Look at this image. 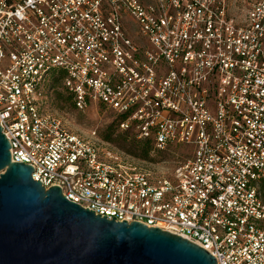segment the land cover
Wrapping results in <instances>:
<instances>
[{
    "label": "built area",
    "instance_id": "obj_1",
    "mask_svg": "<svg viewBox=\"0 0 264 264\" xmlns=\"http://www.w3.org/2000/svg\"><path fill=\"white\" fill-rule=\"evenodd\" d=\"M242 1L0 0L12 160L110 221L159 227L218 264H264V0L238 16ZM61 71L77 109L123 116L155 152L173 149V171L72 131L48 107Z\"/></svg>",
    "mask_w": 264,
    "mask_h": 264
},
{
    "label": "water",
    "instance_id": "obj_2",
    "mask_svg": "<svg viewBox=\"0 0 264 264\" xmlns=\"http://www.w3.org/2000/svg\"><path fill=\"white\" fill-rule=\"evenodd\" d=\"M0 125V264H218L192 241L141 222L107 218L46 189L14 162ZM115 218V217H113Z\"/></svg>",
    "mask_w": 264,
    "mask_h": 264
},
{
    "label": "rangeland",
    "instance_id": "obj_3",
    "mask_svg": "<svg viewBox=\"0 0 264 264\" xmlns=\"http://www.w3.org/2000/svg\"><path fill=\"white\" fill-rule=\"evenodd\" d=\"M253 0L238 2L234 8V13L238 16L245 14ZM52 76L50 78L48 92V107L66 122L67 126L74 132L82 135H91L97 132L98 136L109 143L113 148L138 157V149L135 142L138 140L133 132L124 131L119 128L114 112L100 105H91L85 110H79L75 107L73 100L69 99V92L65 87L63 80L56 82ZM111 135L109 140L106 139ZM172 151L159 154L154 150L148 159L140 158L148 163L159 165L158 168L173 171L178 155ZM188 149H182V155ZM178 151V150H177ZM162 159L160 162L158 160Z\"/></svg>",
    "mask_w": 264,
    "mask_h": 264
},
{
    "label": "trees",
    "instance_id": "obj_4",
    "mask_svg": "<svg viewBox=\"0 0 264 264\" xmlns=\"http://www.w3.org/2000/svg\"><path fill=\"white\" fill-rule=\"evenodd\" d=\"M66 76V72H59V74L55 77L54 80H56V82L60 81V80H63V78ZM69 92V91H68ZM69 99H72L73 100V103L75 105V102H74V99H73V95L69 93ZM100 106H103V105H100ZM76 107V106H75ZM116 119H117V124L120 128V123L122 120H124V117L123 116H116ZM111 138V135L109 134L106 139L109 140ZM135 145L139 151V153L137 154L138 157L140 158H143V159H148V157L150 156L151 152L154 150V146L151 144L150 141H140V140H137L135 142ZM159 154H164L163 152H160ZM162 159L160 158V160H158L159 162L161 161Z\"/></svg>",
    "mask_w": 264,
    "mask_h": 264
}]
</instances>
